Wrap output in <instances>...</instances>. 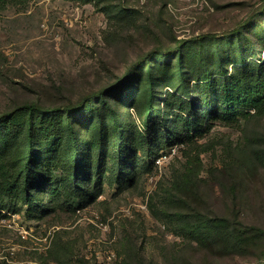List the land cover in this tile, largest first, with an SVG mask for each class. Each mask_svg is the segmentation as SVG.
<instances>
[{
    "label": "rangeland",
    "instance_id": "obj_1",
    "mask_svg": "<svg viewBox=\"0 0 264 264\" xmlns=\"http://www.w3.org/2000/svg\"><path fill=\"white\" fill-rule=\"evenodd\" d=\"M121 6L132 15L120 16ZM184 39L186 82L173 72L152 85L150 125L172 128L174 141L161 142L134 181L105 179L75 210L0 208V264H264V110L221 119L201 107L198 128L186 133L175 119L186 113L173 107L178 97L199 96L198 60L208 52L213 78L221 66L233 68L239 58L231 56L264 58V0L9 3L0 9V112L87 98L133 62ZM145 92L129 107L124 97H109L141 131ZM197 213L226 216L230 238L195 237Z\"/></svg>",
    "mask_w": 264,
    "mask_h": 264
},
{
    "label": "trees",
    "instance_id": "obj_2",
    "mask_svg": "<svg viewBox=\"0 0 264 264\" xmlns=\"http://www.w3.org/2000/svg\"><path fill=\"white\" fill-rule=\"evenodd\" d=\"M25 1L0 0V9ZM119 15L128 18L132 12L121 6ZM188 41L138 59L123 77L74 103L45 106L29 101L0 112V208L16 212L24 204L30 212L75 210L105 179L117 185L134 181L137 169L156 154L161 142L174 141L172 128L150 125L156 111L152 85L173 72L186 82L181 48ZM171 56L178 59L177 64L171 63ZM209 56L212 53L198 60L199 96L189 100L178 97L174 102V108L186 113L175 115L186 133L198 128L201 107H211L209 113L221 119L236 111L248 112L241 108L257 113L264 110V58L231 56L239 58L233 68L221 66L219 76L213 78L207 75ZM151 59L155 63L149 64ZM143 62L149 64L144 72ZM141 87L147 96L142 131L131 113L122 117L118 104L109 98L111 94L117 99L124 97L127 106H133V97ZM163 102L169 106L165 99ZM192 222L191 231L199 240L226 239L233 232L226 216L197 213Z\"/></svg>",
    "mask_w": 264,
    "mask_h": 264
}]
</instances>
